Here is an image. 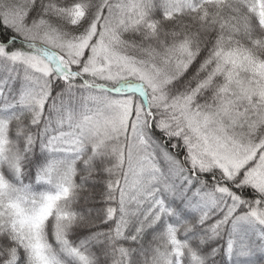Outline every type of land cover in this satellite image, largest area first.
I'll list each match as a JSON object with an SVG mask.
<instances>
[{"label":"snow or ice","instance_id":"snow-or-ice-1","mask_svg":"<svg viewBox=\"0 0 264 264\" xmlns=\"http://www.w3.org/2000/svg\"><path fill=\"white\" fill-rule=\"evenodd\" d=\"M0 264H264V0H0Z\"/></svg>","mask_w":264,"mask_h":264}]
</instances>
